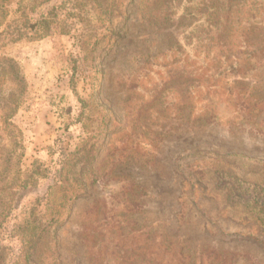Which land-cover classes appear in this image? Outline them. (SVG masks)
I'll use <instances>...</instances> for the list:
<instances>
[{
  "label": "rangeland",
  "instance_id": "obj_1",
  "mask_svg": "<svg viewBox=\"0 0 264 264\" xmlns=\"http://www.w3.org/2000/svg\"><path fill=\"white\" fill-rule=\"evenodd\" d=\"M17 1L11 2L9 17ZM54 1L57 0H50L48 5ZM99 1L102 12L91 28L107 33L94 52H89V44V48L80 51L69 37L61 35L22 40L0 48V56L12 59L24 80V86L14 91L18 107H13L12 116L4 119L12 108L7 105L8 95L16 87L0 76V191L15 180L11 195L6 194L0 201L13 197L15 204L19 198H26L21 202L26 206L22 210L26 215L33 198L46 193L50 184L18 190L13 195L18 189L16 174L29 170L36 158L49 163L54 157L48 155L47 148L56 147V152L73 153L70 157L75 161L83 159L77 165L78 173L133 174L146 193L141 212L132 214L139 226L126 232L125 248L117 249L119 253L110 257V264H118L116 258L123 253L128 259L122 264H150L155 254L171 257L173 251L159 249L161 244L196 253V258L201 259L208 253H222L228 261L237 255L234 264H264V246L243 235L252 227L246 219L248 214L232 208L223 192L225 186L234 184L227 177L214 174L224 170L247 182H264V134L247 125L248 107L222 94L211 99L209 113L217 114L213 124H186L184 118L170 115L180 113L185 84L181 78H167L172 65L158 54L176 36L182 37L186 21H177L182 8L174 14L173 22L157 25L148 22V14L140 16L144 9L139 0ZM20 7L28 19L34 20L47 6H37L35 0H21ZM94 7L93 3L87 6L88 19L96 15ZM70 53L87 54L83 65H92L98 71L94 78L98 93L92 97L86 82H78V95L92 101L91 107L83 108L79 123L72 120L82 107L68 87ZM262 61L256 66L258 76L249 80L264 87V58ZM136 90L157 93V102L150 103L147 110L143 105L146 111L142 110L139 116L138 110L143 107L139 103L144 99ZM128 93L133 95L129 101ZM167 97L176 99L175 105L161 106ZM156 111L170 116L146 121L149 112ZM196 112L193 110V115ZM68 123L66 131L64 126ZM150 128L154 135H150ZM201 160L212 165L204 179L187 172V166ZM118 187V180L105 178L86 192H75L73 187L53 193L49 209L57 214L56 222L28 264H92L83 235H92L94 229H112L115 222L127 220L125 204L112 199ZM251 231L262 239L258 228ZM12 245L17 247L14 241Z\"/></svg>",
  "mask_w": 264,
  "mask_h": 264
},
{
  "label": "trees",
  "instance_id": "obj_2",
  "mask_svg": "<svg viewBox=\"0 0 264 264\" xmlns=\"http://www.w3.org/2000/svg\"><path fill=\"white\" fill-rule=\"evenodd\" d=\"M20 1L15 3L12 15L9 17L8 9L12 0H0V48L22 40L38 41L53 35H61L69 37L73 41V47H77L80 51L89 48L90 45L89 52H94L106 36L107 32L100 28H91L102 12L103 5L99 0H57L51 5H48L50 0H35L37 6L47 7L34 20L24 15ZM91 3L96 8L94 11L96 15L88 19L87 6ZM138 3L141 9H144L140 16L145 17L148 14V22L152 21L157 25L173 22L174 14H177L181 8V16L177 21L180 24L186 21L182 37L178 39L176 36L173 43L171 42L158 54L164 55L167 58L166 64L172 65L167 70L170 73L167 78L169 80L181 78L185 84L183 106L179 110L181 114L170 111L169 114L176 118H184L186 124H213L217 120L215 118L217 114L209 113L211 99L227 94L230 98H236L238 105L248 107L245 118H247L246 122H249L247 125L250 130L264 134V87L256 81L249 80L258 76L256 66L262 64L264 58V0H139ZM87 57V54L80 53L78 55L70 53L67 57L68 87L82 107L77 116L72 118L75 123L81 122L83 108L92 106L89 98L84 100L78 95V82L80 80L86 82L90 90L89 97L98 93L94 84L98 71L92 65H83ZM0 76L12 88L16 87L8 95L10 102H7V105L12 108L3 116L4 119H9L13 107H18V103H14L16 100L14 91L17 87L24 86V80L16 63L4 56H0ZM136 92L142 95L144 100L139 104L144 105L146 110L150 103L157 102V93L151 95L148 91L136 90ZM194 92H196L195 97ZM126 97L128 101L133 99V95L129 93ZM11 98L14 100L12 101ZM136 102H139L138 98ZM176 102L173 97L170 99L167 97L162 100L161 106L167 107L169 103L171 107ZM144 106L139 108L137 116L142 114ZM258 106H261L259 110ZM195 109L197 112L193 115ZM163 112H149L146 121L156 122L157 119H167L170 115ZM69 125V123L65 124L66 131ZM153 131L150 128V135H154ZM47 149L50 150L48 155L54 158L49 163L36 158L29 170L17 172L18 189L15 192L13 190V195H16L18 190L39 188L49 182L47 192L33 198L27 206L26 215L22 212L26 208L23 205L26 198H19L15 204L13 197L9 201H0V264L29 263V257L51 229L52 223L56 222L57 214L53 209H49L50 204H53L55 192H66L73 187L75 192L78 190L86 192L95 183H100L105 178H113L118 180L119 187L112 199L114 198L119 204H125L127 220L115 222V226L111 227L113 230L104 227L100 231L92 230L94 232L90 236L87 233L83 235L92 264H110V257L119 253L117 249L124 250L126 232L139 226V223L132 219L133 213L141 212L142 198L146 194L138 184L139 180L133 174L121 172L99 175L94 174L93 171L84 173L80 170L78 173L77 165L83 162L82 158L75 161L70 157L73 154L71 152L65 155L62 151L56 152V147ZM187 169L189 174L204 179L206 172L212 169V165L206 160H201L195 165L187 166ZM214 174L218 177H227L231 184H234L225 186L223 192L232 208L248 214L246 219L252 227L248 228L250 231L243 233L245 239L264 246V182H247L224 170H216ZM13 184L15 180L10 185L4 186L5 188L0 191V200H3L6 194L11 195ZM20 205L21 207L18 208ZM48 209L50 211L46 215ZM255 227L260 230L262 239L252 234L251 229ZM13 241L17 247L12 245ZM158 248L173 251L172 256L163 257L155 254L150 259V264H234L239 258L233 255L228 261L226 254L211 256L208 253L205 259H201L196 258V253H186L181 248L172 247L171 244L166 246L161 244ZM127 259L128 256L123 253L117 256L116 261L122 264Z\"/></svg>",
  "mask_w": 264,
  "mask_h": 264
}]
</instances>
